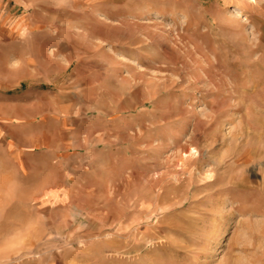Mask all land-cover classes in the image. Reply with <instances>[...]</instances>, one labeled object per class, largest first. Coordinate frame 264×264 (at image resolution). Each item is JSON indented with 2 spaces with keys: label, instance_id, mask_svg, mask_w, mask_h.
Segmentation results:
<instances>
[{
  "label": "rangeland",
  "instance_id": "1",
  "mask_svg": "<svg viewBox=\"0 0 264 264\" xmlns=\"http://www.w3.org/2000/svg\"><path fill=\"white\" fill-rule=\"evenodd\" d=\"M243 1L0 0V264H264Z\"/></svg>",
  "mask_w": 264,
  "mask_h": 264
},
{
  "label": "bare ground",
  "instance_id": "2",
  "mask_svg": "<svg viewBox=\"0 0 264 264\" xmlns=\"http://www.w3.org/2000/svg\"><path fill=\"white\" fill-rule=\"evenodd\" d=\"M240 1H241V7H244V8L251 7L247 2H244L243 0H240ZM238 18H240L238 13L234 12L233 15L229 19V20H232L231 25H230L231 28L239 26L238 20H237Z\"/></svg>",
  "mask_w": 264,
  "mask_h": 264
}]
</instances>
